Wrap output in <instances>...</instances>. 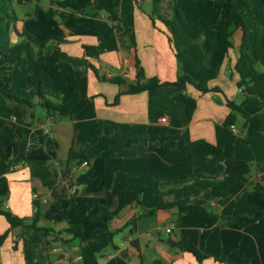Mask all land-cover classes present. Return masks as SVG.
<instances>
[{"label": "crops", "instance_id": "1", "mask_svg": "<svg viewBox=\"0 0 264 264\" xmlns=\"http://www.w3.org/2000/svg\"><path fill=\"white\" fill-rule=\"evenodd\" d=\"M42 1H10L16 39L9 41L14 49L7 58L0 51V166L5 167L0 171V264H264V134L254 124L244 125L239 113L231 126L222 125L230 113L226 101L239 104L243 98L233 68L241 31H234L228 56L207 83L215 91L201 93L186 85L184 92L196 100L188 119L174 98L183 87L174 84L179 66L160 20L171 18L180 0H114L118 30L90 8L81 14L55 0ZM200 1L207 14L200 23L219 27L227 6L221 0ZM235 1L251 43L254 26ZM247 1L264 12V0ZM47 10L52 18L38 28ZM5 28L0 50L6 46ZM83 46L95 47L97 56L86 55ZM55 50L68 58L55 59ZM137 66L143 71L141 84L154 78L162 85L125 93L137 81ZM39 69L50 77L48 98L69 99L74 81L84 106L67 117L47 114L32 85ZM112 77L125 84L106 80ZM7 92L34 104L20 103ZM244 110L264 121V106ZM96 124L108 133L82 153ZM198 139L232 147V157L251 166L245 180L213 193L208 183L226 177L225 165L212 156L181 152ZM257 184L263 188L246 196L253 212L237 213L238 200ZM88 198L97 205L84 208ZM4 211L22 224L10 227ZM35 213L36 225L50 233L29 227ZM74 227L79 236L66 232Z\"/></svg>", "mask_w": 264, "mask_h": 264}, {"label": "trees", "instance_id": "2", "mask_svg": "<svg viewBox=\"0 0 264 264\" xmlns=\"http://www.w3.org/2000/svg\"><path fill=\"white\" fill-rule=\"evenodd\" d=\"M227 8L225 11L224 22L219 27L212 25H203L198 21L188 20L181 11L175 10L174 14L169 19L161 18L160 20L165 25L169 32L168 41L174 51V57L179 66V72L174 81L178 87H183L182 90L175 92L174 98L181 102L186 109L187 118L190 119L196 107L195 98L184 92L186 85H191L201 93L215 91L216 88H209L207 83L215 78L224 59L228 56V51L232 47L231 36L234 31H241V41L239 45V56L234 64V71L238 75L236 82L237 87L242 93V101L235 104L233 101H226L230 113L222 121V125L229 127L234 123V113H239L245 119L244 125L249 123L254 124L264 134V121L258 115H250L244 110L245 105L264 106V12L258 7L251 6L247 0H237L249 15V18L254 26V33L251 43L248 40V25L243 15L237 8L235 0H221ZM55 4L62 8H68L81 14L87 8L92 9L93 15L103 14L109 20L115 30L119 29L116 24L120 19L114 11L116 5L114 0H100L94 5L89 3H78L75 0H55ZM49 19L52 18V11L44 12ZM84 53L88 56H97V49L91 46H83ZM55 59H67L68 56L61 51L55 50L52 53ZM137 81L133 85H127L125 93H137L145 90H152L162 83L156 79H149L148 83L141 84L143 71L137 66ZM111 83L125 84V80L120 77H112L106 79ZM50 82L49 75L39 69L33 80V88L38 98L37 104L40 105L47 114L57 115L59 117H67L80 110L86 100L79 95L78 86L73 81L74 91L67 100L52 101L47 96H50V91L46 87V83ZM7 94L20 103L33 105L34 102L29 99L19 98L11 92ZM119 94L114 98V103L117 102ZM218 127H216V130ZM108 129L101 124H96L88 139L83 144L81 152L84 153L90 146L97 142L99 136L107 134ZM181 152L188 156H212L217 161L225 165L226 177L218 182L208 183L213 193L221 194L240 180H245L249 174L251 166L242 159L232 157V147L212 144L203 139L189 141L181 147ZM5 167L0 166V171H4ZM263 188L261 185H254L252 191H247L238 200L237 213L251 214L253 207L246 202V196L250 195L255 189ZM156 192L155 190H149ZM97 205L94 198H88L84 204V208H90ZM191 208H197L191 206ZM10 227L21 225L22 220L11 215L9 212H2ZM38 214L33 215L30 228L50 233V229H46L36 225ZM66 232L72 236L80 235V228L74 227L66 229ZM4 237L2 235L0 240ZM185 247L198 260L202 258L196 248L190 244H185ZM152 264H160L155 261ZM241 264H251L243 262Z\"/></svg>", "mask_w": 264, "mask_h": 264}, {"label": "rangeland", "instance_id": "3", "mask_svg": "<svg viewBox=\"0 0 264 264\" xmlns=\"http://www.w3.org/2000/svg\"><path fill=\"white\" fill-rule=\"evenodd\" d=\"M10 1L12 0H0V30L2 27L7 26V28H5L7 31L6 32L7 38L5 41L6 46L1 48L0 50L4 58H7L8 52H13L14 49L13 45H10L9 41L16 39L15 37L16 31L11 27V25L14 23V15H13L14 8L11 7ZM40 2L43 3L42 0H40ZM176 2L178 4L175 6V10L181 11L188 20H194L200 22L205 19V16L207 14H205L206 12L202 10L204 4H201L200 0H180ZM43 20L44 23H46L48 18L45 15L44 16L40 15L37 22L38 28L42 26H46L45 24L42 25ZM24 44H26V41L24 42ZM16 61L17 58H14L12 60V68L14 69H16Z\"/></svg>", "mask_w": 264, "mask_h": 264}, {"label": "built area", "instance_id": "4", "mask_svg": "<svg viewBox=\"0 0 264 264\" xmlns=\"http://www.w3.org/2000/svg\"><path fill=\"white\" fill-rule=\"evenodd\" d=\"M166 231L169 232L170 231V228H167Z\"/></svg>", "mask_w": 264, "mask_h": 264}]
</instances>
